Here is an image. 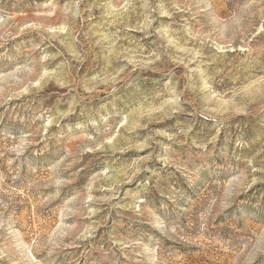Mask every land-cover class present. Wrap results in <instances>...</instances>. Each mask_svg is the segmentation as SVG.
<instances>
[{
  "label": "rangeland",
  "instance_id": "obj_1",
  "mask_svg": "<svg viewBox=\"0 0 264 264\" xmlns=\"http://www.w3.org/2000/svg\"><path fill=\"white\" fill-rule=\"evenodd\" d=\"M0 264H264V0H0Z\"/></svg>",
  "mask_w": 264,
  "mask_h": 264
}]
</instances>
